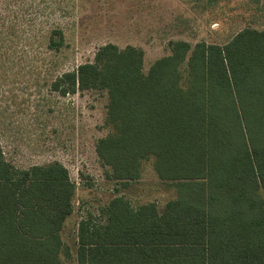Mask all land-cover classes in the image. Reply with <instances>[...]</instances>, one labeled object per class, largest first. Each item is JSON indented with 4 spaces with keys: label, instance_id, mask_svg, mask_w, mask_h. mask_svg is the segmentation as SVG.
<instances>
[{
    "label": "trees",
    "instance_id": "trees-1",
    "mask_svg": "<svg viewBox=\"0 0 264 264\" xmlns=\"http://www.w3.org/2000/svg\"><path fill=\"white\" fill-rule=\"evenodd\" d=\"M42 1L0 0V59L11 35L34 32ZM44 31L48 49L65 46L61 26ZM168 48L144 71L141 48L106 43L50 87L104 92L110 130L95 151L106 178L125 188L151 160L175 197L159 210L115 195L79 219L72 257L61 235L76 189L68 169L17 168L0 145V264H264V30Z\"/></svg>",
    "mask_w": 264,
    "mask_h": 264
},
{
    "label": "rangeland",
    "instance_id": "rangeland-1",
    "mask_svg": "<svg viewBox=\"0 0 264 264\" xmlns=\"http://www.w3.org/2000/svg\"><path fill=\"white\" fill-rule=\"evenodd\" d=\"M48 1L32 19L34 32L11 35L10 48L0 59V145L17 168L56 160L68 169L76 189L61 235L74 257L77 223L85 214H96L115 195L125 196L134 207L153 201L161 210L176 192L158 179L151 160L143 162L141 177L125 188L107 179L95 151L96 140L110 130L104 125L106 94L86 90L61 96L51 82L91 62L106 43L141 48L146 71L169 53L170 40L224 43L247 26L264 30V0ZM47 24L64 30L65 46L59 51L46 47Z\"/></svg>",
    "mask_w": 264,
    "mask_h": 264
},
{
    "label": "crops",
    "instance_id": "crops-1",
    "mask_svg": "<svg viewBox=\"0 0 264 264\" xmlns=\"http://www.w3.org/2000/svg\"><path fill=\"white\" fill-rule=\"evenodd\" d=\"M68 217H69V216H68ZM68 217H67V219H68ZM67 219H66V220H67ZM66 220H65V221H66ZM77 224H78V223H77ZM64 225H65V222H64Z\"/></svg>",
    "mask_w": 264,
    "mask_h": 264
}]
</instances>
